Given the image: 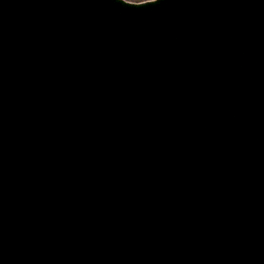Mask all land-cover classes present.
<instances>
[{"label": "water", "instance_id": "obj_1", "mask_svg": "<svg viewBox=\"0 0 264 264\" xmlns=\"http://www.w3.org/2000/svg\"><path fill=\"white\" fill-rule=\"evenodd\" d=\"M263 211L264 0H0V264H264Z\"/></svg>", "mask_w": 264, "mask_h": 264}, {"label": "snow or ice", "instance_id": "obj_2", "mask_svg": "<svg viewBox=\"0 0 264 264\" xmlns=\"http://www.w3.org/2000/svg\"><path fill=\"white\" fill-rule=\"evenodd\" d=\"M120 3L126 6H142V5H150L157 3V0H140L139 3H131L125 2V0H120Z\"/></svg>", "mask_w": 264, "mask_h": 264}, {"label": "rangeland", "instance_id": "obj_3", "mask_svg": "<svg viewBox=\"0 0 264 264\" xmlns=\"http://www.w3.org/2000/svg\"><path fill=\"white\" fill-rule=\"evenodd\" d=\"M129 1H132V2H133V1H136V2H137V1H140V0H129Z\"/></svg>", "mask_w": 264, "mask_h": 264}, {"label": "bare ground", "instance_id": "obj_4", "mask_svg": "<svg viewBox=\"0 0 264 264\" xmlns=\"http://www.w3.org/2000/svg\"><path fill=\"white\" fill-rule=\"evenodd\" d=\"M264 212V211H263ZM262 214H264V213H262Z\"/></svg>", "mask_w": 264, "mask_h": 264}]
</instances>
